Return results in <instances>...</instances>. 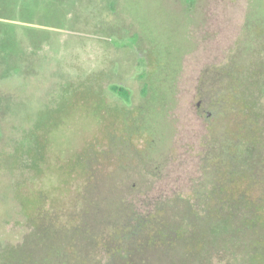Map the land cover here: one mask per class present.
<instances>
[{
	"label": "rangeland",
	"instance_id": "rangeland-1",
	"mask_svg": "<svg viewBox=\"0 0 264 264\" xmlns=\"http://www.w3.org/2000/svg\"><path fill=\"white\" fill-rule=\"evenodd\" d=\"M9 10L11 19H0L14 28L7 62L0 40V259L14 251L15 264L26 257L30 264H257L264 254V0H0V12ZM235 81L240 87L232 89ZM113 85L128 92V102ZM239 96L256 101L261 114L258 147L240 129L225 132L232 146L236 137L244 144L238 154L249 150L243 162L255 167L252 195L237 200L227 186L217 197L227 219L213 224L198 212L204 235L144 249L137 232L129 251L112 245V255L126 260L110 261L96 239L105 243L115 226L118 239L126 236L119 229L126 219L110 218L122 209L112 189L115 160L97 171L113 133L150 137L158 157L171 141V120L192 115L189 104L201 98L205 108L222 110L223 99ZM226 109L216 114L233 129L243 113ZM221 126L210 128L214 156L225 140ZM206 134L198 123V154ZM197 174L200 184L205 177ZM87 209L109 218L102 229L89 225L90 235Z\"/></svg>",
	"mask_w": 264,
	"mask_h": 264
},
{
	"label": "flooded vegetation",
	"instance_id": "flooded-vegetation-1",
	"mask_svg": "<svg viewBox=\"0 0 264 264\" xmlns=\"http://www.w3.org/2000/svg\"><path fill=\"white\" fill-rule=\"evenodd\" d=\"M238 84L239 82H232V89L240 87ZM262 92L264 93V90ZM203 103H205L203 99H197L194 105H188V110L192 112V115L178 121L171 120L174 127L171 141L167 149L160 152L158 157L151 155L149 151L150 146L154 144L150 137L138 136L140 140H135L134 136H120L116 133H113L114 146L110 153L104 155L105 153L100 152L98 155L99 163L103 166L97 170L100 172H105V160L109 161L111 158L115 160L110 175L115 180L112 189L117 192L116 203L122 209H118L116 215L114 214L110 218L116 220V223L119 218L126 219L123 228H119L124 230L122 234L125 233V238L118 239L119 232L115 226L110 233L107 232L109 238L104 240L105 243L96 239L97 244L101 246V250L105 252L110 261L126 260L127 256L115 257L114 254L112 255V245L120 243L121 250L129 251L127 240H130L131 235L133 236L137 232L143 234V241L140 240L137 243L144 249L169 247L185 235H192L191 239L194 241V234H197L198 231H201V234L205 232V227L201 228L198 221L200 215L202 219L213 224L215 221L218 224L222 221L221 219L228 218V209L223 208L217 201V197L223 193L227 186L234 189L229 193L237 197V200L245 198L246 195H252V186L248 184V180H250L249 177L252 176L255 167L251 162H243L249 150L245 147L243 153L238 154L236 149L244 144L236 136H233L239 143L232 146L230 144L231 137L226 136V131L234 130L237 133V130L240 129L241 132L244 131V136L247 138H255L258 147L262 131L257 124L261 117L260 112L257 111L258 103L240 96L230 100L229 98L223 99L222 110L214 109L212 106L207 109ZM240 103H242L241 106H239ZM231 106L238 108L243 113V116H239L237 120L233 121V129L230 128V120L227 116L216 114L218 110L226 112V108ZM245 116L251 120L243 119ZM198 123L205 126L207 133V137L205 136L203 139L205 147L200 145L201 154L197 153L199 147ZM214 125L216 128H220L222 125L225 138L220 152L218 151L219 154H215L216 156L211 153L212 141L210 140L212 137L210 128H213ZM253 131H255L254 137L252 136ZM240 157H242V161ZM236 162L239 165H235ZM115 170H118L120 175L116 176ZM198 171L202 174V178L205 177V180L200 184L195 180ZM188 178H190L189 183ZM252 178L254 183L258 181V179ZM183 191L187 193L182 194ZM97 199L101 202L99 197ZM184 202L191 204L190 206L184 205ZM256 202L257 199L249 201L250 204ZM138 203L142 205V210L132 211L130 205ZM193 203L195 204L193 205ZM125 204H129L130 210ZM196 205L201 206V211H198V207L194 209ZM125 208L128 210L124 211ZM100 211L102 209L93 212L88 209L83 211L85 235H90L93 230L89 225L102 229L104 221L109 219L104 215L91 216L93 213H102ZM190 219L191 221H188ZM130 220L133 222L132 226L128 224ZM129 230L130 232H125ZM195 243H192V248L195 247ZM121 250L119 251L124 253Z\"/></svg>",
	"mask_w": 264,
	"mask_h": 264
},
{
	"label": "trees",
	"instance_id": "trees-1",
	"mask_svg": "<svg viewBox=\"0 0 264 264\" xmlns=\"http://www.w3.org/2000/svg\"><path fill=\"white\" fill-rule=\"evenodd\" d=\"M57 8L59 9V7H57ZM12 12L13 11H11V10L7 11L6 13L0 12V19L10 20ZM29 30H30V32L32 31L31 29H29ZM34 31L37 33L38 32L42 33V34L46 33V31H41V30H36V29H34L32 32H34ZM13 39H14V28H13V26L10 23H3L0 21V40L2 41V45L4 46L3 49H5V57L4 58L6 59V62L9 60V57H10L11 52H12ZM7 65H8V63H7ZM3 74H4L3 72L0 73V75H3ZM111 91L114 94H116L117 96H119L123 101L128 102L129 94L122 87H118V86L113 85V86H111ZM44 237L45 238L42 242L48 243L50 240L49 235H46ZM17 253L18 252H14V251L13 252L5 251V255L2 256V259H0V264H15L14 262L16 261V259H18ZM23 256H25V255H23ZM26 258H27V260L28 259L29 260L25 261L26 259L23 260V258H22V261H21L22 264H30V257H26ZM253 262L257 263V264H264V254L261 255V258L259 260H257V262H255V261H253Z\"/></svg>",
	"mask_w": 264,
	"mask_h": 264
}]
</instances>
